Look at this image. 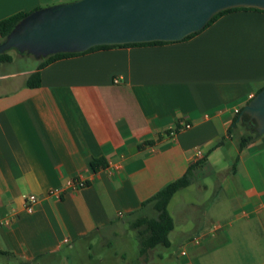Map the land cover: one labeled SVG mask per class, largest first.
<instances>
[{
  "label": "crops",
  "instance_id": "obj_1",
  "mask_svg": "<svg viewBox=\"0 0 264 264\" xmlns=\"http://www.w3.org/2000/svg\"><path fill=\"white\" fill-rule=\"evenodd\" d=\"M68 1L0 0V21ZM9 55L0 62V217L12 222L0 225V260L38 264L101 230L118 236L192 166L191 184L168 204L165 247L176 264H264V134L240 150L243 125L236 142L228 133L264 87V12H228L187 40L58 59L33 88L26 81L41 59ZM77 177L86 185L68 187Z\"/></svg>",
  "mask_w": 264,
  "mask_h": 264
},
{
  "label": "water",
  "instance_id": "obj_2",
  "mask_svg": "<svg viewBox=\"0 0 264 264\" xmlns=\"http://www.w3.org/2000/svg\"><path fill=\"white\" fill-rule=\"evenodd\" d=\"M264 10V0H73L28 13L0 43V54L16 49L37 59L83 52L97 45L176 42L206 27L231 8ZM264 134V87L241 115ZM240 119V118H239Z\"/></svg>",
  "mask_w": 264,
  "mask_h": 264
},
{
  "label": "trees",
  "instance_id": "obj_3",
  "mask_svg": "<svg viewBox=\"0 0 264 264\" xmlns=\"http://www.w3.org/2000/svg\"><path fill=\"white\" fill-rule=\"evenodd\" d=\"M236 10H255V11L264 12V10H261L258 8H249V7H239V8L227 9L225 11H222L216 14L209 21V23L206 25L204 29L187 36L184 40L190 39L196 34L205 30L207 27H209L212 23H214L222 15L228 12H231V11H236ZM27 14L28 13L20 12L6 19L1 20L0 21L1 38L4 40L6 36L8 35V33L13 29V27ZM165 43H170V42L152 41V42H144V43H128V44H121V45H97L83 52L56 53V54L50 55L40 60L37 70L28 77L26 81V85L32 88L40 86L42 83L40 69H42L46 65L58 59H62L65 57H71V56L79 55L82 53L95 51L98 49H107V48H111L115 46H124V47L126 46H145V45H160V44H165ZM11 60H12V57L7 52L0 54V62H9ZM241 112L242 110L236 116L235 120L233 121V124L230 126L228 130V133L229 135H231L234 131V128H236L238 124L241 123L243 125V132L239 138V149L243 150L254 138L258 136V134L254 128L248 125L249 116L245 114L241 115ZM90 165L94 171H97L100 168H104L106 166V162L102 158L94 159L90 162ZM192 169L193 167L190 166L187 172L181 178L170 182L168 185H166L159 192H157L155 195H153L152 197H150L148 200H146L143 203V206H146L149 204L152 205L154 211L152 215H149V213L147 214L145 213L143 215H141L142 213L137 214L136 218L131 223L132 228L137 230V235H138L139 242L141 245V254L146 255V253H148L151 249L155 248L158 245L170 246L169 233L174 228V220L169 213L168 204L170 200L172 199V197L174 196V194L178 190L191 184L192 178H193Z\"/></svg>",
  "mask_w": 264,
  "mask_h": 264
},
{
  "label": "rangeland",
  "instance_id": "obj_4",
  "mask_svg": "<svg viewBox=\"0 0 264 264\" xmlns=\"http://www.w3.org/2000/svg\"><path fill=\"white\" fill-rule=\"evenodd\" d=\"M9 54L15 55L18 53L16 49L6 51ZM28 61L34 60L32 54L25 53ZM23 62V60H22ZM19 64H24L17 62ZM13 67V65H7ZM17 66H14L17 67ZM234 141L239 137V132H233ZM176 205V203H174ZM178 205V202H177ZM148 209V208H147ZM147 209H144L147 214ZM152 215V213H149ZM135 217H129L122 223V230L116 236L114 230H101L96 236L89 240H81L76 242L71 248L64 247V251L54 257L38 260V264H176L175 247L168 248L163 245H158L154 252L151 250L148 253L140 254V242L137 235V230L132 228V222ZM91 243V245H90ZM160 253L164 255V259L157 256ZM70 256V261L67 257ZM147 260V261H145ZM6 260H0V264H5ZM37 264V263H36Z\"/></svg>",
  "mask_w": 264,
  "mask_h": 264
},
{
  "label": "built area",
  "instance_id": "obj_5",
  "mask_svg": "<svg viewBox=\"0 0 264 264\" xmlns=\"http://www.w3.org/2000/svg\"><path fill=\"white\" fill-rule=\"evenodd\" d=\"M117 81V80H116ZM191 125L189 123H185L179 127V129L189 128ZM196 153L201 155L202 151L200 147L196 148ZM86 185L85 180L81 177L73 178L67 182V186L71 188H80ZM62 192L61 188L51 190V194L59 195ZM37 203V197L34 194H30L25 199V208L27 211L32 212L34 210L35 204ZM11 217H0V225L2 224H11Z\"/></svg>",
  "mask_w": 264,
  "mask_h": 264
}]
</instances>
